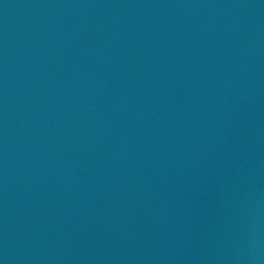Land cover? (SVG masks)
<instances>
[{
  "label": "water",
  "instance_id": "95a60500",
  "mask_svg": "<svg viewBox=\"0 0 264 264\" xmlns=\"http://www.w3.org/2000/svg\"><path fill=\"white\" fill-rule=\"evenodd\" d=\"M0 264H264V0H0Z\"/></svg>",
  "mask_w": 264,
  "mask_h": 264
}]
</instances>
